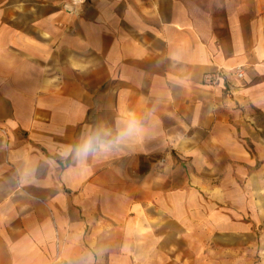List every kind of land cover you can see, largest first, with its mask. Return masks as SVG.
I'll return each instance as SVG.
<instances>
[{
  "label": "crops",
  "instance_id": "1",
  "mask_svg": "<svg viewBox=\"0 0 264 264\" xmlns=\"http://www.w3.org/2000/svg\"><path fill=\"white\" fill-rule=\"evenodd\" d=\"M65 1L0 0V264H254L264 0Z\"/></svg>",
  "mask_w": 264,
  "mask_h": 264
},
{
  "label": "clouds",
  "instance_id": "2",
  "mask_svg": "<svg viewBox=\"0 0 264 264\" xmlns=\"http://www.w3.org/2000/svg\"><path fill=\"white\" fill-rule=\"evenodd\" d=\"M124 134L118 136L115 141L105 140L99 133L89 136L81 145L75 149L77 158L87 159L90 155L101 150H108L123 138Z\"/></svg>",
  "mask_w": 264,
  "mask_h": 264
},
{
  "label": "built area",
  "instance_id": "3",
  "mask_svg": "<svg viewBox=\"0 0 264 264\" xmlns=\"http://www.w3.org/2000/svg\"><path fill=\"white\" fill-rule=\"evenodd\" d=\"M92 1L93 0H66L63 9L67 13H72L76 8L85 6ZM228 76H233L237 80H241L243 78V71L239 67L227 72L221 71L218 75L216 74L211 76H205L204 82L208 85H216L219 81L222 80V78L227 80Z\"/></svg>",
  "mask_w": 264,
  "mask_h": 264
},
{
  "label": "rangeland",
  "instance_id": "4",
  "mask_svg": "<svg viewBox=\"0 0 264 264\" xmlns=\"http://www.w3.org/2000/svg\"><path fill=\"white\" fill-rule=\"evenodd\" d=\"M258 244L256 248H252L251 259H254V264H264V226L259 227V232L257 233ZM261 242V244H260ZM256 249V250H255ZM254 250L256 254L254 255Z\"/></svg>",
  "mask_w": 264,
  "mask_h": 264
}]
</instances>
